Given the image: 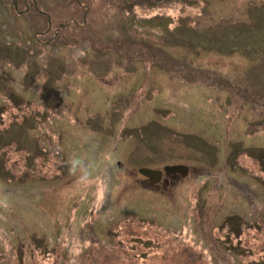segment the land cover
Masks as SVG:
<instances>
[{"label":"rangeland","instance_id":"rangeland-1","mask_svg":"<svg viewBox=\"0 0 264 264\" xmlns=\"http://www.w3.org/2000/svg\"><path fill=\"white\" fill-rule=\"evenodd\" d=\"M34 1L0 0V264H264V0Z\"/></svg>","mask_w":264,"mask_h":264},{"label":"flooded vegetation","instance_id":"flooded-vegetation-1","mask_svg":"<svg viewBox=\"0 0 264 264\" xmlns=\"http://www.w3.org/2000/svg\"><path fill=\"white\" fill-rule=\"evenodd\" d=\"M106 1H108V0H106ZM111 1L113 2L114 0H111ZM137 1L140 3V0H136V2ZM24 2H25V7H26L25 10L26 11H28V9H29L28 3H33L34 7L36 8L35 1L34 0H24ZM84 2H86V3H84ZM102 3H105V2L102 1V0H100V4H102ZM119 3L120 4H118V6H119V9L120 10H123L124 8H127V6L128 7L131 6V3L129 2V4H128L127 0H119ZM68 5H70V7H68V10L71 11V15H70L71 17L67 20V24H59L58 25V29L60 28V30H66L71 25L74 28H79V29H81L80 27H82V26H85V25L87 26L88 19H89V17H91V16H89V10H91L92 7H93L92 0L91 1L90 0H73V1H71V3H68ZM66 7H67V5H66ZM44 15H45V18H47V30H45L44 33H41L40 34L41 37L45 36V34H48L50 32V30H51L50 29V27H51V17H49V15L47 13H44ZM134 19H135V17H134ZM90 25H88V26L90 27ZM58 29L56 30V32L54 33V35L51 38H48L47 39L46 42L51 43V42L54 41V39L56 38V36L58 34H60V32L58 31ZM80 35L84 38L83 39L84 41H86V42L89 41V43H90L89 48L90 49L93 48V49H95L97 51V49L94 46L95 41L93 40V39H98V38H96V35H93V34L90 33V35H91L92 38L90 36H85L83 32L80 33ZM88 37H90V38L88 39ZM37 41H39V40H37ZM120 43L123 44L122 47L121 46L113 47V49H111L109 52H113V51H124V50H126V55L125 56H128L130 50H132V49L128 46V44H126V40L125 39H123L122 41H120ZM255 98L256 99L262 98L263 99V102H264V97L261 96L260 94H258V96H256ZM120 163L121 162H118L117 165H120ZM178 178L179 177H177L175 180H177ZM175 180H172L170 177L169 178H164V179H163V177H161V180H160V182L158 184L151 185L149 182L145 181L144 179L141 182H143L145 184H148V186H151V188H153L154 186L158 187L161 184L163 186L164 185H167L169 183L174 184L175 183Z\"/></svg>","mask_w":264,"mask_h":264},{"label":"clouds","instance_id":"clouds-1","mask_svg":"<svg viewBox=\"0 0 264 264\" xmlns=\"http://www.w3.org/2000/svg\"><path fill=\"white\" fill-rule=\"evenodd\" d=\"M108 166H116L117 160L109 157ZM69 170L76 175L82 184L91 183L95 179V167L89 166L79 156H72L69 159ZM3 184V182H0ZM15 206V197L6 188L0 189V211H8Z\"/></svg>","mask_w":264,"mask_h":264},{"label":"water","instance_id":"water-1","mask_svg":"<svg viewBox=\"0 0 264 264\" xmlns=\"http://www.w3.org/2000/svg\"><path fill=\"white\" fill-rule=\"evenodd\" d=\"M12 1L14 8L17 10L15 0ZM163 170L165 171L166 176H171L173 179H175L177 174H180L182 177H185L189 171L187 166L185 167L182 165L165 166ZM138 171L140 175L146 177L148 181L151 182L152 184L158 183L162 175V172L159 170H153V169L150 170L146 168H141Z\"/></svg>","mask_w":264,"mask_h":264},{"label":"trees","instance_id":"trees-1","mask_svg":"<svg viewBox=\"0 0 264 264\" xmlns=\"http://www.w3.org/2000/svg\"><path fill=\"white\" fill-rule=\"evenodd\" d=\"M126 57H129V58H133L132 57V55H128V56H126ZM136 57H139V55H136V56H134V59H136ZM131 60V59H130ZM21 61V60H20ZM132 61V60H131ZM49 100H47V102H48ZM245 102H246V100H245ZM7 109H5V108H3V110H2V114H4V116H3V118L1 119V123H6V129H13L14 127H15V125H19V127L21 128H23V127H25V126H27V124L26 123H29V122H33L34 121V119L32 120V119H29V116H23L22 114L19 116V117H17L18 119V121L17 122H15V123H13V122H11V120H15V119H13L12 117H10V116H8L7 115ZM35 122L38 124V122L40 123V121L38 120V121H36L35 120ZM36 126V125H35ZM37 126H39V124L37 125ZM28 150V149H27ZM26 150V151H27ZM44 152V151H43ZM42 151L40 152V154H39V156H38V160L39 159H41L42 161L44 160V159H46V156L44 155V153H43ZM51 155V154H50ZM50 157V156H49ZM43 164H45V161H43Z\"/></svg>","mask_w":264,"mask_h":264}]
</instances>
